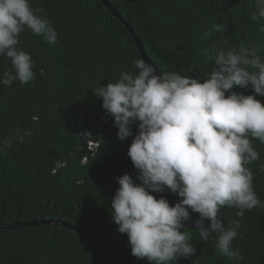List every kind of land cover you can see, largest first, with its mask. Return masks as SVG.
Returning <instances> with one entry per match:
<instances>
[{
	"label": "trees",
	"instance_id": "trees-1",
	"mask_svg": "<svg viewBox=\"0 0 264 264\" xmlns=\"http://www.w3.org/2000/svg\"><path fill=\"white\" fill-rule=\"evenodd\" d=\"M108 1L161 73L179 71L203 81L214 65L202 55L203 48L264 41L260 24L252 19L254 0ZM31 2L51 20L58 42L50 45L25 30L20 46L35 61V79L27 84L17 80L11 86L0 83V142L14 136L17 128L32 131L0 155V224L49 219L89 231H116L110 209L119 188L117 178L128 173L135 179L138 173L128 156L133 137L118 138L114 118L92 90L115 82L121 72H135L134 62L144 57L129 29L101 0ZM217 23L225 24L226 31L201 39ZM259 54L264 58V49ZM10 67V60L0 57V75ZM234 90L246 95L254 91L251 86ZM257 98L264 102V96ZM137 131L134 125L133 135ZM252 143L260 159L249 167L254 191L264 203V144L258 139ZM154 194L173 205L180 199L170 191ZM236 211L221 209L226 225L238 219ZM198 217L192 213L188 221L196 223ZM239 219L233 247L240 249L243 261L220 255L215 234L205 242L198 230L186 229L197 250L172 264H264V207L246 211ZM0 264L150 262L131 254L127 234L98 237L60 225L38 224L0 228Z\"/></svg>",
	"mask_w": 264,
	"mask_h": 264
},
{
	"label": "clouds",
	"instance_id": "clouds-1",
	"mask_svg": "<svg viewBox=\"0 0 264 264\" xmlns=\"http://www.w3.org/2000/svg\"><path fill=\"white\" fill-rule=\"evenodd\" d=\"M252 19L264 32V0H254ZM217 23L213 32L224 33ZM30 30L55 45L58 31L42 8L31 0H0V57L11 67L0 75V83L27 84L35 79V61L23 50L21 33ZM264 41L236 47H205L202 55L214 62L202 81L179 71L157 73L144 59L134 62L135 72H121L119 79L93 89L102 107L114 118L120 140L133 137L128 150L137 177L125 173L117 178L119 188L111 202V213L121 233H126L131 254L150 264H172L191 257L196 247L185 221L192 213L201 240L215 234L218 253L229 260L243 261L233 247L241 227L239 218L264 203L254 191V173L249 167L260 159L252 140L264 144ZM251 86L252 94L235 87ZM138 131L133 135V126ZM90 134V133H85ZM31 130L16 129L0 142V155L13 141L22 143ZM264 170V169H262ZM137 180L139 183H137ZM170 191L180 199L174 205L154 193ZM236 209L238 219L224 222L221 209ZM205 219L210 221L205 223Z\"/></svg>",
	"mask_w": 264,
	"mask_h": 264
},
{
	"label": "water",
	"instance_id": "water-1",
	"mask_svg": "<svg viewBox=\"0 0 264 264\" xmlns=\"http://www.w3.org/2000/svg\"><path fill=\"white\" fill-rule=\"evenodd\" d=\"M101 1L129 29L130 33L133 35V37H134V39H135V41L137 43L138 48L141 50L142 55H143L144 59L146 60V62H149V63H152L153 65H155L153 62L150 61L148 55L144 51L142 42L138 39L137 35L133 31V29L130 27V25L125 21V19L122 17V15L115 9V7L113 5L110 4V2L108 0H101ZM155 67H156V65H155ZM156 69H157V73L160 74L161 72L159 71V69L157 67H156ZM206 222H207V219H205V223ZM38 224L60 225V226L66 227V228L75 229V230H77L79 232L87 233V234H89L91 236H98V237H108V238H110V237H120V236H123V235L126 234V233L119 232V230H116V231H113V232L89 231V230H86V229H81V228H78L76 226L67 224V223L62 222V221H55V220H49V219H45V220H41V221L12 223V224H0V228L17 229V228L29 227V226L38 225ZM185 224H186V226L189 229H196L197 228V224L196 223L185 221Z\"/></svg>",
	"mask_w": 264,
	"mask_h": 264
}]
</instances>
